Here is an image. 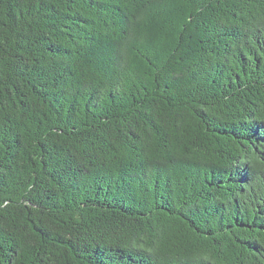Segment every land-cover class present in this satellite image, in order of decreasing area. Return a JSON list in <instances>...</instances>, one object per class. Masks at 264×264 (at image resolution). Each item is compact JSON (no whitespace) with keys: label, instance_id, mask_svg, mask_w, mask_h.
Instances as JSON below:
<instances>
[{"label":"trees","instance_id":"trees-1","mask_svg":"<svg viewBox=\"0 0 264 264\" xmlns=\"http://www.w3.org/2000/svg\"><path fill=\"white\" fill-rule=\"evenodd\" d=\"M0 264H264V0H0Z\"/></svg>","mask_w":264,"mask_h":264}]
</instances>
